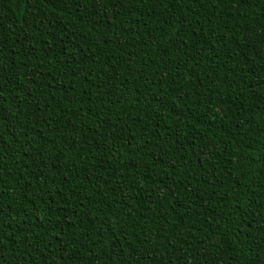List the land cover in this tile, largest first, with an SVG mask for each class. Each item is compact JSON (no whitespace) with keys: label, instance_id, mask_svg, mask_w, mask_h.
Returning a JSON list of instances; mask_svg holds the SVG:
<instances>
[{"label":"trees","instance_id":"1","mask_svg":"<svg viewBox=\"0 0 264 264\" xmlns=\"http://www.w3.org/2000/svg\"><path fill=\"white\" fill-rule=\"evenodd\" d=\"M0 264H264V0H0Z\"/></svg>","mask_w":264,"mask_h":264}]
</instances>
